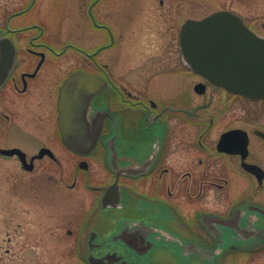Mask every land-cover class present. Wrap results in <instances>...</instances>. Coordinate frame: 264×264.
I'll return each mask as SVG.
<instances>
[{"label":"flooded vegetation","instance_id":"1","mask_svg":"<svg viewBox=\"0 0 264 264\" xmlns=\"http://www.w3.org/2000/svg\"><path fill=\"white\" fill-rule=\"evenodd\" d=\"M101 1L90 0L73 39L61 26H9L15 17L0 28L15 49L0 86V149L20 150L0 152L10 161L0 165L13 219L6 241L20 237L35 252L50 214L62 212L54 226L68 225L63 248L86 264H226L230 254L263 250L264 98L216 84L186 61L180 30L193 16L176 21L190 0H158L165 30L130 17L133 0ZM261 27L253 31L264 38ZM74 75L90 80L68 90ZM15 132L29 142L13 140ZM68 132L94 141L91 150H74ZM65 181L77 192L68 213L50 204ZM115 183L117 200L103 203ZM57 239L53 246H63Z\"/></svg>","mask_w":264,"mask_h":264},{"label":"rangeland","instance_id":"2","mask_svg":"<svg viewBox=\"0 0 264 264\" xmlns=\"http://www.w3.org/2000/svg\"><path fill=\"white\" fill-rule=\"evenodd\" d=\"M106 0H102L99 3V7L105 4ZM31 0H0V28L4 27L6 19L9 26L16 27L18 25H26L30 23L40 22L43 26L46 25L48 29H54L61 26L66 30L67 38L73 39L77 26L81 25L82 17H89L88 10H90V0H34L32 6L27 8V10L22 11L30 4ZM189 9L179 17H177L176 24L179 27L181 22L189 16V18H200L204 15L211 13L218 9H231L238 13L244 20V22L250 26L252 29L262 31L261 25L264 23V0H190ZM166 7V6H165ZM22 11V12H20ZM20 12V13H19ZM163 12V9L158 5V0H144L138 2L137 0L131 1L129 6L130 17H147L155 20L156 30H165V25H170L171 23L166 19L162 21L164 17L158 18V14ZM12 13H15L12 15ZM104 17V16H103ZM131 18L130 20H132ZM134 23V22H133ZM132 23V24H133ZM64 24V25H62ZM174 24V23H173ZM153 31L152 29L149 30ZM146 37L148 34L144 31ZM143 34V35H144ZM145 38V37H143ZM13 140L22 143H28L29 140L25 139L20 132H15L12 135ZM10 161L0 159V165H7ZM0 166V170H1ZM82 174H86V171H81ZM8 176V175H7ZM70 183V181H65L61 183L59 187L52 184L58 188L52 189L50 192V204L59 205L60 207L66 206L67 209L63 210L60 208V212L63 210L65 213L70 212L72 206H77L76 201V189H70L65 185V183ZM5 186L4 191L2 190V197H0V264H86L83 261L76 259L70 253L67 248H63L68 244L66 238L71 236L64 235L68 225L58 229L55 227V221L57 213L50 214L51 224L49 227V237L45 239L47 242L34 244L35 252H32L30 248H26L22 244V239L18 237V242L16 244H11L6 241V231H10L13 224L12 214L8 206L10 193H9V180L8 178L1 181ZM59 190L60 196L63 195V200L61 203L56 204L57 192ZM60 217L64 215L62 212ZM68 215V214H66ZM16 220V219H15ZM14 220V222H15ZM16 221L22 223L23 228L25 227L26 219L18 218ZM54 222V223H53ZM58 237L62 238L63 246H53V244H58ZM66 237V238H65ZM9 248V252H5V249ZM71 248H73V243H71ZM226 264H264V248L251 256H246L242 253H233L227 257Z\"/></svg>","mask_w":264,"mask_h":264},{"label":"water","instance_id":"3","mask_svg":"<svg viewBox=\"0 0 264 264\" xmlns=\"http://www.w3.org/2000/svg\"><path fill=\"white\" fill-rule=\"evenodd\" d=\"M180 45L183 56L195 72L233 92L264 98V38L253 32L236 13L220 9L199 19H186L180 30ZM14 52L11 40L0 35V86L14 67ZM80 80L88 81L90 76H72L68 80V90ZM71 97L73 95L69 96L66 90L63 97L66 103ZM68 113L65 119L74 120L68 118ZM65 136L68 145L84 153L89 152L94 143L79 140L77 133L68 132ZM0 152L11 155L19 154L20 150L0 149ZM112 196L117 200L116 183L105 191L103 203ZM90 261L92 264H114L111 258L91 257Z\"/></svg>","mask_w":264,"mask_h":264}]
</instances>
